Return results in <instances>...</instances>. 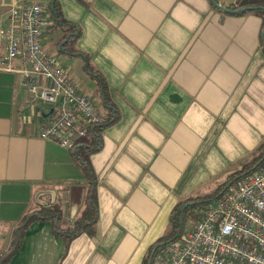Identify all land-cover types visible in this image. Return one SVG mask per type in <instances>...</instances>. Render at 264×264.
I'll return each mask as SVG.
<instances>
[{
	"label": "crops",
	"instance_id": "obj_1",
	"mask_svg": "<svg viewBox=\"0 0 264 264\" xmlns=\"http://www.w3.org/2000/svg\"><path fill=\"white\" fill-rule=\"evenodd\" d=\"M12 1L0 0L4 27ZM58 1L79 27L74 47L105 78L119 119L103 130L102 148L90 155L97 180L94 232L66 246L49 220L34 221L8 264H141L165 234L172 209L215 190L264 140L263 19L225 8L241 0ZM55 27L43 30V51L57 58L79 91L85 94L80 85L93 88L97 101H91L104 110L82 56L60 51L73 58L68 61L55 53ZM4 55L0 35V59ZM11 66L0 68L2 252L38 205L58 208L61 222L66 207L73 222L86 188L69 148L39 135L51 107L28 99L16 71L26 64L17 57ZM73 66H80L76 79ZM42 190L47 199L35 200Z\"/></svg>",
	"mask_w": 264,
	"mask_h": 264
},
{
	"label": "built area",
	"instance_id": "obj_2",
	"mask_svg": "<svg viewBox=\"0 0 264 264\" xmlns=\"http://www.w3.org/2000/svg\"><path fill=\"white\" fill-rule=\"evenodd\" d=\"M7 19L6 27L0 20L5 41L0 68L14 70L11 61L21 58L26 66L16 71L27 83L28 99L51 107L40 137L73 147L86 136L87 126L103 122L105 111L79 91L55 56L43 51V30L53 21L39 0L12 1ZM149 264H264V166L227 186L186 232L155 251Z\"/></svg>",
	"mask_w": 264,
	"mask_h": 264
},
{
	"label": "trees",
	"instance_id": "obj_3",
	"mask_svg": "<svg viewBox=\"0 0 264 264\" xmlns=\"http://www.w3.org/2000/svg\"><path fill=\"white\" fill-rule=\"evenodd\" d=\"M212 1L213 4L218 5L217 0ZM46 3L47 8L53 18V24L65 29V33L59 41V51L68 55L77 54L82 56L83 69L85 70L87 75L91 76L96 81L97 94L105 111V118L100 124H92L87 126L88 132L86 136L76 140L74 146L69 148L74 161L81 168L86 178V188L83 197L82 208L78 216H76L72 224L63 227L60 225L61 212L56 207L43 204L33 211L28 212L17 224L13 234L11 245L6 251L3 252L0 264L9 263L11 255H13L20 246L25 228L34 221L49 220L52 225L53 232L64 239L66 246L77 235L81 233L92 234L94 232L95 225L98 220V204L96 198L97 180L94 170L90 164V155L102 148L103 130L119 119V110L109 97L105 78L89 63L87 54L74 47V40L79 36L80 33L79 27L63 16L58 0H47ZM225 8L229 10L232 9L235 12L254 11L262 16L264 26V0H241L237 5H227L225 6ZM263 166L264 140L257 147L256 155L250 161L245 162L244 168L240 171H237L236 173L229 175L224 180V182H222L215 189V192L205 197L196 196L187 198L184 201L179 202L177 206L172 209L169 218L170 229L164 235L158 238L152 245H150V254L145 257V259H143L142 264H149L153 253L157 250V247L165 245L182 233L181 230H177L178 225L176 220H178L177 216L179 212L182 215H185L187 207L189 205L205 203L210 199L217 198L218 196H220L219 194H221L219 193L220 190L223 192L227 186L231 185L241 176L248 174L254 170L261 169Z\"/></svg>",
	"mask_w": 264,
	"mask_h": 264
},
{
	"label": "rangeland",
	"instance_id": "obj_4",
	"mask_svg": "<svg viewBox=\"0 0 264 264\" xmlns=\"http://www.w3.org/2000/svg\"><path fill=\"white\" fill-rule=\"evenodd\" d=\"M42 4H43V6L44 7H46L47 8V0H39ZM48 9V8H47ZM54 30H56V31H54V33H53V35L51 36L52 37V40H51V42L52 43H56V42H58V41H60L61 40V38L63 37V34L65 33V29L63 28V27H60V26H56L55 27V29ZM56 45V44H55ZM56 54H58V55H61L63 58H65L66 60H70V59H73L72 57H68V56H65V55H63V54H59V53H61L59 50H57L56 52H55ZM72 70L74 71L73 73H74V75H73V78L74 79H76L77 78V75L75 74V73H77V72H79L80 71V66H73L72 67ZM81 72V71H80ZM80 87V89L82 90L83 89V91L85 92V94L87 93V97H90V99L93 101V102H96L97 101V97H96V93H94L93 92V90L91 89V88H89V87H83L82 85H80L79 86ZM83 87V88H82ZM216 190H212V191H210V192H208V193H204V194H201V196L200 197H205V196H207V195H210V194H212L213 192H215ZM47 193L48 192H46V191H44V190H42V191H39V192H37V194H36V196H35V200L38 198V199H41V200H45V199H47ZM219 193H222V191L220 190V192ZM218 194V193H217ZM216 194V195H217ZM220 195V194H219ZM45 196V197H44ZM40 197V198H39ZM215 197H217V196H215ZM208 198H210V197H208ZM202 199H204V198H202ZM206 199V198H205ZM47 201V200H46ZM211 201H214V199H210L209 201H207V202H205V203H197V204H193V205H189L188 207H187V211H186V213H185V215H182L180 212L178 213V216H177V218H178V220H176V222H177V230L178 231H182V233H184V232H186L199 218H200V216H201V214H202V212H203V210H204V208L208 205V203H210ZM38 204H40V203H38ZM186 205V204H185ZM40 205H38V207H39ZM183 207H184V205H183ZM182 207V208H183ZM65 209L63 210V215H64V217H63V219H62V222H61V220H60V222H61V226H63V227H65V226H68V225H70L72 222H68V220H69V218H66L65 217V215H66V212L68 211V210H66V207H64ZM69 212V211H68ZM170 229V222H168V224H167V226H166V228H165V231L163 232V234L164 233H166L168 230ZM154 243V242H153ZM152 245V244H151ZM150 247V246H149ZM149 247L147 248V250H146V252H145V254H144V256H143V259H145V257H147L149 254H150V251H149ZM162 248H163V246L161 245V246H159V247H157V250H156V252L157 253H160V252H162ZM143 259H142V261H143ZM141 264H142V262H141Z\"/></svg>",
	"mask_w": 264,
	"mask_h": 264
}]
</instances>
